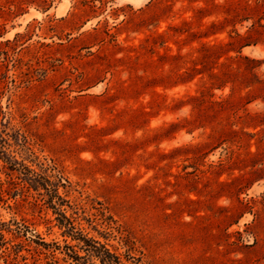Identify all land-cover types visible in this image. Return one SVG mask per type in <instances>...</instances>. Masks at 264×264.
<instances>
[{
    "label": "rangeland",
    "instance_id": "374dc122",
    "mask_svg": "<svg viewBox=\"0 0 264 264\" xmlns=\"http://www.w3.org/2000/svg\"><path fill=\"white\" fill-rule=\"evenodd\" d=\"M264 264V0H0V264Z\"/></svg>",
    "mask_w": 264,
    "mask_h": 264
},
{
    "label": "trees",
    "instance_id": "16d2710c",
    "mask_svg": "<svg viewBox=\"0 0 264 264\" xmlns=\"http://www.w3.org/2000/svg\"><path fill=\"white\" fill-rule=\"evenodd\" d=\"M103 261L105 264H122L119 257L111 254L107 251V255L103 256Z\"/></svg>",
    "mask_w": 264,
    "mask_h": 264
}]
</instances>
